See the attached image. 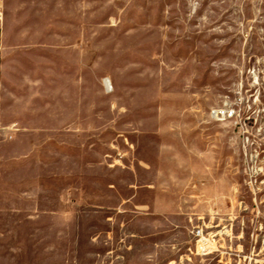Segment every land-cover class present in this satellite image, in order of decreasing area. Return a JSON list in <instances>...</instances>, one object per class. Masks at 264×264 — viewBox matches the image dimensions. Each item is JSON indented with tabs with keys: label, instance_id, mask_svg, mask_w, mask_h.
Instances as JSON below:
<instances>
[{
	"label": "rangeland",
	"instance_id": "1",
	"mask_svg": "<svg viewBox=\"0 0 264 264\" xmlns=\"http://www.w3.org/2000/svg\"><path fill=\"white\" fill-rule=\"evenodd\" d=\"M0 264H264V0H5Z\"/></svg>",
	"mask_w": 264,
	"mask_h": 264
},
{
	"label": "crops",
	"instance_id": "2",
	"mask_svg": "<svg viewBox=\"0 0 264 264\" xmlns=\"http://www.w3.org/2000/svg\"><path fill=\"white\" fill-rule=\"evenodd\" d=\"M0 3L4 12L3 37L0 39V129H2L17 124L18 121L12 118L10 105L8 106L12 98L11 87L15 80L14 71L17 68L12 58L16 51H13L15 47L10 45L6 34L5 0H0Z\"/></svg>",
	"mask_w": 264,
	"mask_h": 264
},
{
	"label": "built area",
	"instance_id": "3",
	"mask_svg": "<svg viewBox=\"0 0 264 264\" xmlns=\"http://www.w3.org/2000/svg\"><path fill=\"white\" fill-rule=\"evenodd\" d=\"M4 12L0 3V39L3 37Z\"/></svg>",
	"mask_w": 264,
	"mask_h": 264
}]
</instances>
